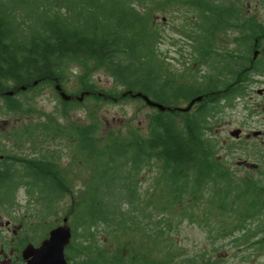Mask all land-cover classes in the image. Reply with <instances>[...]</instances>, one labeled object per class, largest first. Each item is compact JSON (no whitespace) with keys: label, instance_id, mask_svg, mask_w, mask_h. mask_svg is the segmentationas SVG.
Returning a JSON list of instances; mask_svg holds the SVG:
<instances>
[{"label":"trees","instance_id":"16d2710c","mask_svg":"<svg viewBox=\"0 0 264 264\" xmlns=\"http://www.w3.org/2000/svg\"><path fill=\"white\" fill-rule=\"evenodd\" d=\"M235 2L0 0V116L32 113V99L17 96L43 87L59 97L56 84L66 90L76 67L82 69L78 92L95 100L89 124H64L60 118L80 103L59 98L47 120H32L10 135L15 149L0 140V215L14 226L10 238L0 231V262L11 256L12 264H25L23 249L39 245L63 218L73 235L68 264H221L216 254L188 256L178 240L185 222L207 231L212 245L229 239L234 248L264 246V235L254 240L264 234V179L236 175L219 158L213 130L212 50L218 30L232 26ZM173 14L181 15L175 30L191 49L184 73L159 52L160 18ZM96 70L121 91L98 97L90 83ZM8 91L15 95H3ZM126 92L143 93L169 110L152 119L149 135L101 139L100 111L93 107L127 101ZM198 96L204 100L193 112L175 110ZM57 142L71 148L66 167Z\"/></svg>","mask_w":264,"mask_h":264},{"label":"rangeland","instance_id":"374dc122","mask_svg":"<svg viewBox=\"0 0 264 264\" xmlns=\"http://www.w3.org/2000/svg\"><path fill=\"white\" fill-rule=\"evenodd\" d=\"M169 17V16H168ZM167 17V18H168ZM161 29L164 32V37L159 45V52L161 53V59L166 63L171 65V68L176 73H181L189 65L190 59V47L189 42L183 36H180L175 30L181 23V15L173 14L168 18V20H162ZM73 76L71 75L69 83L66 85V92L72 96L80 97L81 92H78L82 81H80V74L82 69L76 67ZM206 72V68L203 72ZM90 83L97 87V90L101 91L97 94L100 98H105L104 95H116L121 91V88L116 86L113 79L102 73L100 70L94 71L90 76ZM88 83V84H90ZM29 97L35 103V110L32 113L27 112H17L16 114H9L0 116V140H4L7 148H14L15 146L10 139V135L21 128L25 124H29L32 120H37L38 118L47 120L48 115L55 111L56 106L59 105V98L55 91L48 87H43L40 91L28 92L25 96L19 95L18 99H23L24 97ZM89 97V96H88ZM79 102V101H78ZM80 105H75L74 109L70 111L67 115H64L60 120L66 125H85L90 123V109L91 104L95 103L94 99H86V97L79 102ZM0 105H4L0 100ZM185 107L187 103L181 104ZM93 109L99 110V119L101 121L100 128L97 130V136L105 140L108 136L122 134L123 136H131L132 134H140L143 136L149 135L152 130L151 121L154 117L159 114V111L148 107L141 100L129 98L127 101L117 102L113 99H108L106 101H101L100 106H94ZM196 108L193 109V111ZM192 111V112H193ZM180 120V118L178 119ZM213 130L216 134V123L214 124ZM61 141V140H58ZM59 150L64 155L62 160V165L66 167L69 164L68 155L71 148H68L65 142H57ZM56 146L55 142L53 143ZM19 153H22L23 148H17ZM220 148L218 147V152ZM223 161L230 164V169L235 172L239 177L245 176V171L237 169L235 166V161L233 160L232 154L227 156L220 152V157ZM76 170L72 173V177L76 178L78 167L75 165ZM236 168V169H235ZM244 172V173H243ZM86 174L85 176H87ZM83 177L76 180L74 183L75 189L82 187ZM148 183L143 184L144 188H147ZM22 197L20 196V199ZM70 201H67L68 205ZM22 205L24 204L21 203ZM8 218L0 215V231L3 235L11 237L14 230V226H6ZM57 222V220H55ZM264 234H258L255 239H261ZM180 244L184 247L188 256L196 255L199 253H207L209 255L217 257L222 260L221 264H264V246L256 245L252 248H234L229 239L224 241H218L215 245L213 241L209 240L208 233L202 230L197 225H189L188 222L183 223L182 230L178 237ZM223 247V248H221ZM220 249L216 252L214 250ZM245 257L242 260V257ZM6 257L5 261L0 262V264H12V259Z\"/></svg>","mask_w":264,"mask_h":264},{"label":"flooded vegetation","instance_id":"af4514ba","mask_svg":"<svg viewBox=\"0 0 264 264\" xmlns=\"http://www.w3.org/2000/svg\"><path fill=\"white\" fill-rule=\"evenodd\" d=\"M235 10L212 50L216 139L219 153L232 154L245 176L264 179V0H236Z\"/></svg>","mask_w":264,"mask_h":264},{"label":"water","instance_id":"95a60500","mask_svg":"<svg viewBox=\"0 0 264 264\" xmlns=\"http://www.w3.org/2000/svg\"><path fill=\"white\" fill-rule=\"evenodd\" d=\"M55 89L59 92V95L64 101L68 102L73 99V97L68 95L59 84L55 86ZM22 90H25V88L22 87ZM14 93V91H8L3 93V95L10 97L13 96ZM86 95H88V93H83L81 97L77 99L82 101ZM127 95L132 98H140L149 107L156 108L161 112L169 110V108L155 102L142 93L133 94L132 92H127L123 94L124 97ZM202 100V96L196 97L192 99L186 107H178L176 111L188 113L196 103H199ZM67 222L68 219L65 218L63 220V224L51 229L48 237L41 242L40 246L28 244L22 251V258L24 262L26 264H68L65 251L72 241V229Z\"/></svg>","mask_w":264,"mask_h":264}]
</instances>
